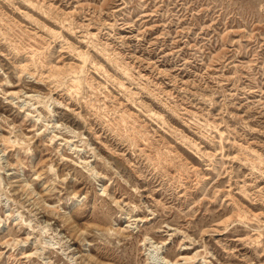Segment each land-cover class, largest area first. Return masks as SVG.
I'll return each instance as SVG.
<instances>
[{"label":"rangeland","instance_id":"rangeland-1","mask_svg":"<svg viewBox=\"0 0 264 264\" xmlns=\"http://www.w3.org/2000/svg\"><path fill=\"white\" fill-rule=\"evenodd\" d=\"M0 264H264V0H0Z\"/></svg>","mask_w":264,"mask_h":264},{"label":"bare ground","instance_id":"bare-ground-1","mask_svg":"<svg viewBox=\"0 0 264 264\" xmlns=\"http://www.w3.org/2000/svg\"><path fill=\"white\" fill-rule=\"evenodd\" d=\"M98 51V50H97ZM108 57V56H107ZM116 59V58H115ZM120 69V68H119ZM75 72V71H74ZM127 74V73H126ZM78 79V78H77ZM80 80V79H79ZM75 86V85H74ZM251 161V160H250ZM255 168V167H254ZM40 227V226H39ZM43 234V233H42Z\"/></svg>","mask_w":264,"mask_h":264}]
</instances>
